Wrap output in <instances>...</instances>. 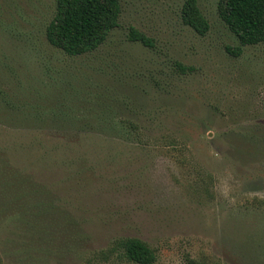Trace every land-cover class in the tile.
I'll list each match as a JSON object with an SVG mask.
<instances>
[{
    "label": "rangeland",
    "instance_id": "obj_1",
    "mask_svg": "<svg viewBox=\"0 0 264 264\" xmlns=\"http://www.w3.org/2000/svg\"><path fill=\"white\" fill-rule=\"evenodd\" d=\"M186 1L121 0L107 41L70 57L46 38L56 0H0L3 88L11 105L48 113L41 128L0 124V177L9 176L0 193L11 195L0 196L2 264H78L129 238L152 248L155 264H264V44L232 55L239 43L219 16L222 0H198L205 36L183 24ZM131 29L153 47L130 41ZM61 105L97 113L61 125L51 119ZM98 107L118 115L109 123L122 132L99 129ZM128 119L138 135L122 128ZM25 181L53 216L71 219L69 232L57 221L47 263L34 246L40 224L19 210L17 199L31 198Z\"/></svg>",
    "mask_w": 264,
    "mask_h": 264
},
{
    "label": "trees",
    "instance_id": "obj_2",
    "mask_svg": "<svg viewBox=\"0 0 264 264\" xmlns=\"http://www.w3.org/2000/svg\"><path fill=\"white\" fill-rule=\"evenodd\" d=\"M218 10L221 20L226 24L230 32L235 35L239 43L238 48L228 49L232 55L240 56L243 48L264 44V0H222ZM121 13V0H56L55 16L46 29L47 41L51 46L63 51L70 57H79L94 52L119 27ZM182 21L185 26L192 28L201 36L207 35L210 31V23L202 13L198 0L186 1L182 10ZM129 39L132 42H139L145 47H153V43L148 37L134 29H131ZM176 68L182 74L194 72L192 67H186L179 62L176 63ZM8 69L9 58L6 56L4 58L1 57L0 124L13 129H31L30 127L35 128L36 126L41 128L42 121L46 120L43 116L48 114L43 111L44 107L40 105H11L12 96L3 88L7 85L5 76ZM79 106L61 105V111L56 112L53 110L51 119L61 123V125L64 123L74 126L81 123H83V126L88 125L87 114L97 113V110L92 106H86L81 110ZM98 108L100 109L98 117L104 120L103 123L100 122L99 129L105 132L106 127L116 132H122L118 124L109 123L117 118L118 115L110 112V110ZM120 119L122 120L121 117ZM122 124L124 125L122 128L127 129L128 133L131 132L138 135L140 127L131 119H128L126 124L125 121ZM8 177L5 173L0 177V186L3 184V188H6L5 183ZM27 184L29 185L28 190L26 189ZM20 188L23 192L22 195L29 193L31 198H27L26 201H23L25 198L22 201L17 199L19 210L21 209L20 212L28 211L27 215L31 216V220H35L36 223L40 224L39 229H41L44 236L40 240L35 241L34 246L40 248L37 259L47 263L48 260H51L49 258L57 253L54 234L56 235L57 233L55 231L56 225L61 216H53L51 201H45L44 193L39 187L25 181L21 182ZM34 188H36L38 193ZM31 189L35 190L33 196L31 195ZM0 196L9 199L11 197L6 189H2ZM70 220L65 216L61 218V228L65 232L71 230L69 228L71 226ZM72 245H74V242L71 239L62 241L61 249L69 252ZM114 258L133 264H155L157 255L145 242L129 238L116 241L110 249L102 251L99 256H94L86 261L83 260L78 264L106 263ZM0 264H2L1 258ZM189 264L202 263L191 260Z\"/></svg>",
    "mask_w": 264,
    "mask_h": 264
}]
</instances>
